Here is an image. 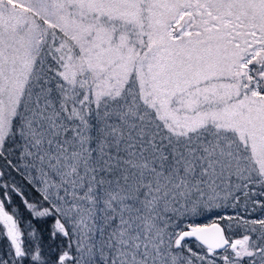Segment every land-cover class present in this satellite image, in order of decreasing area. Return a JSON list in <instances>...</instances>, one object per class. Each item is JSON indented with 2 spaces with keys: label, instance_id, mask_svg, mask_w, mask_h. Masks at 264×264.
Instances as JSON below:
<instances>
[{
  "label": "snow or ice",
  "instance_id": "1",
  "mask_svg": "<svg viewBox=\"0 0 264 264\" xmlns=\"http://www.w3.org/2000/svg\"><path fill=\"white\" fill-rule=\"evenodd\" d=\"M0 264H264V0H0Z\"/></svg>",
  "mask_w": 264,
  "mask_h": 264
}]
</instances>
